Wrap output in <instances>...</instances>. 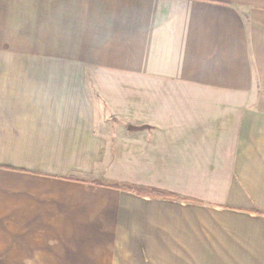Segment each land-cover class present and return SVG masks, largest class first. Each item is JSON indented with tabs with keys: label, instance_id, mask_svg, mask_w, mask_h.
<instances>
[{
	"label": "crops",
	"instance_id": "1",
	"mask_svg": "<svg viewBox=\"0 0 264 264\" xmlns=\"http://www.w3.org/2000/svg\"><path fill=\"white\" fill-rule=\"evenodd\" d=\"M0 264H264V0H0Z\"/></svg>",
	"mask_w": 264,
	"mask_h": 264
},
{
	"label": "rangeland",
	"instance_id": "2",
	"mask_svg": "<svg viewBox=\"0 0 264 264\" xmlns=\"http://www.w3.org/2000/svg\"><path fill=\"white\" fill-rule=\"evenodd\" d=\"M89 91H91V90L89 89ZM117 124H120V122L117 120L113 121L114 126H116ZM141 127H142V129H145V128L149 129L150 128L149 126H141ZM124 129H125V131H129L131 133L136 134V138H140L139 132H136L137 129H139V126L135 127L132 125L131 126L126 125L124 127ZM117 136H118V134H117ZM121 140H122V137H121ZM111 155L112 154H109V153L103 154L104 158H109ZM122 155H123L122 152L116 153V154L114 153L115 157L116 156H122ZM101 156H102V154H101ZM84 176L86 178H100L102 180L118 179L119 182H121V180H123L125 178H128V179L131 178L132 180H137V181H138V179H140L139 176H136L134 174L130 175L129 170L124 169V168L92 169L89 173H87V175H84ZM72 191L82 192V193H91V192H98L100 190H95V189H93L92 186L86 185V186H83L82 189H73Z\"/></svg>",
	"mask_w": 264,
	"mask_h": 264
},
{
	"label": "trees",
	"instance_id": "3",
	"mask_svg": "<svg viewBox=\"0 0 264 264\" xmlns=\"http://www.w3.org/2000/svg\"><path fill=\"white\" fill-rule=\"evenodd\" d=\"M67 179L69 180H78V181H82V182H85L86 180L85 179H81V178H78L77 176H73V175H69V176H66ZM90 183L94 184V185H101V186H109V187H112V188H115V189H133V190H136V189H139V188H135L134 186H130V185H119V184H114V183H107V182H103V181H100V180H91ZM156 194L154 195H158V196H163V197H171L172 195L168 192H165V191H157L155 190L154 191Z\"/></svg>",
	"mask_w": 264,
	"mask_h": 264
}]
</instances>
